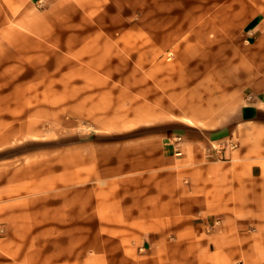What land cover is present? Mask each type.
Masks as SVG:
<instances>
[{
    "label": "rangeland",
    "instance_id": "374dc122",
    "mask_svg": "<svg viewBox=\"0 0 264 264\" xmlns=\"http://www.w3.org/2000/svg\"><path fill=\"white\" fill-rule=\"evenodd\" d=\"M119 1L0 0V264L212 262L175 147L264 110V0Z\"/></svg>",
    "mask_w": 264,
    "mask_h": 264
},
{
    "label": "crops",
    "instance_id": "0c3cea01",
    "mask_svg": "<svg viewBox=\"0 0 264 264\" xmlns=\"http://www.w3.org/2000/svg\"><path fill=\"white\" fill-rule=\"evenodd\" d=\"M124 1L131 6L132 0ZM121 2L116 3L119 8ZM175 149L182 155L181 162L189 166L183 173L189 177L191 192L205 195L206 218L191 221L202 239L195 254L212 259L208 264H236L239 258L242 263L237 264H258L260 257L255 258L246 245L240 250L234 233L264 227V110L257 104H242L234 127L213 129L203 140L187 135ZM147 239L155 254V246H165L168 254L164 238L152 234ZM179 242L189 239L181 237ZM179 242L175 240L173 246ZM176 248L172 255L181 252L180 245Z\"/></svg>",
    "mask_w": 264,
    "mask_h": 264
}]
</instances>
